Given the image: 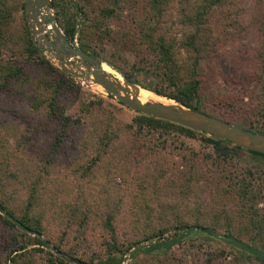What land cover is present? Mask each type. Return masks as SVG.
<instances>
[{
	"label": "trees",
	"instance_id": "trees-1",
	"mask_svg": "<svg viewBox=\"0 0 264 264\" xmlns=\"http://www.w3.org/2000/svg\"><path fill=\"white\" fill-rule=\"evenodd\" d=\"M139 1L107 0L97 10L90 9L92 0H50V5L56 21L70 43H73L76 38L79 48L121 67L126 78L140 87L171 98L188 108L215 116L202 110L198 105L201 93L198 64L203 53L209 51L212 34L209 23L211 24L212 14L216 9L230 5L234 1L141 0L140 3ZM15 3H18V8L23 9V0H0V94H12L22 106H18L17 110L21 108L31 113L35 119L41 121L40 125L47 121H56L58 127L54 130L56 135L50 150V152L54 150L53 156L67 134L65 129L71 126L82 129L76 138V146L87 160L76 170L85 173L84 176L89 175L99 163L105 160L109 162L110 159L120 158V156L124 162L130 157L138 158L137 163L142 165L163 154L168 157L187 152L180 144L174 143L177 140L175 134L179 133L188 137L200 134L204 142L212 149V152L206 154L204 158L209 162H216L215 165L219 166L217 168L222 170L227 183L223 186H226V190L236 197L239 203L237 211L240 212V216L248 219L245 233L254 230L255 234L263 235L260 238L251 235L249 240H245L239 234L242 229L234 231L229 220L223 227L218 222V218L210 223H204L197 218L194 222L156 227L137 232L132 238L119 240L113 224V212L97 215L83 198H75V201L64 200L57 204L56 201L53 202V197L48 196L50 204L56 206L55 211L50 210L53 212L51 219L57 222L56 225L61 232L59 237L55 238V234L53 235L49 230L47 208L44 207L46 203L42 198L45 194L44 189L47 188L44 182L48 176L47 164L51 162V159H45L41 170L33 178L25 179L26 202L19 207L11 202L10 195L7 194L6 186L11 183L4 184V180H18V173L7 168L14 152L10 153L6 149L8 141L0 137V220L10 228L16 227L21 237L17 239L19 235H13L12 244L14 245L0 249L5 253L4 258L2 260L0 258V264H9L8 262L18 264L20 257L25 253L17 252L35 244L45 248L33 247L32 249L43 252L50 264H73L71 259L80 264H122L126 253L130 250L131 256L164 255L183 237L193 234L217 238L230 249H236L241 256H246L251 262L264 264V218L256 208V204H253L254 200H259L261 194L256 183L264 180V177L251 168L241 169L238 166L240 154L247 153L261 159H264V154L245 150L232 145L227 140H220L204 132L158 119L139 110H135L137 114L130 122H123L111 109L104 106V99L101 96L91 93V98L87 97L80 103L79 114L76 117L66 114L60 109V100L78 99L84 94V90L80 83L63 74L44 57L42 50L32 40L27 24L24 23L19 32H11L10 24L14 20L16 10L12 5ZM125 3L132 8L135 15L133 18L130 17V23L127 24L129 27L119 26L115 34L119 35L118 40L123 44L131 46L138 58V63L143 65L145 71L152 73L156 80L154 84L144 83L106 55L108 43L113 38L112 22H115L118 10H122ZM172 7H176L175 27L180 26L183 32L181 38L169 35L167 32L166 24L167 19L171 18ZM230 11L225 12V18L229 20L227 21L229 23L236 18L234 16L238 15L236 10ZM236 23H240L239 17ZM261 35L262 41L257 52L261 89L253 95V105L247 109L248 113L245 114L243 122L237 125L264 134V28L261 29ZM183 56L188 60L185 64ZM165 83L172 90L164 91L162 84ZM107 96L113 98L110 93H107ZM222 99L223 103L229 104L235 100V97L225 95ZM215 117L235 123L224 113ZM41 130L42 127H36L34 124V132ZM190 152V160L194 164L197 161V155L192 150ZM164 160L165 158L159 166L153 167L152 172L146 169L145 174L155 179H162L173 173V168L168 163H163ZM19 181L22 182L21 179ZM84 181L87 180L84 179ZM188 182L190 183V179ZM187 187L189 185L184 189ZM79 188L80 191H84L81 184ZM144 216L148 218L151 213L144 210ZM97 218L108 232V239L102 244L104 247L101 249L102 253L87 260L78 255L74 246L66 238L75 231L83 239L88 226L94 225ZM144 241L149 243L145 245L142 243ZM0 245L5 246L2 243ZM219 256L218 253H207L203 264H214Z\"/></svg>",
	"mask_w": 264,
	"mask_h": 264
},
{
	"label": "rangeland",
	"instance_id": "rangeland-1",
	"mask_svg": "<svg viewBox=\"0 0 264 264\" xmlns=\"http://www.w3.org/2000/svg\"><path fill=\"white\" fill-rule=\"evenodd\" d=\"M232 1L234 3L216 9L212 14L211 24L209 23L211 27L208 25L212 29V34L209 51L203 53L198 64V78L201 85L198 105L202 110L215 116L224 113L240 125L245 114L248 113L247 109L253 105V95L260 91L262 85L258 76L257 52L262 41L261 29L264 28V0ZM105 2L107 0H92L90 9L97 10ZM12 6L16 10L14 20L10 24L11 32H19L23 24L27 22L23 9L18 8V3ZM226 10H236L238 13L231 23L225 18ZM50 12L54 15L53 8ZM170 14L171 18L167 19L166 24L167 32L169 35L181 38L183 32L180 26L175 27L176 7L171 8ZM134 15L127 3L123 4L122 10H118V17L114 20L115 22H112L113 38L108 43L106 55L144 83L154 84L156 80L152 73L145 71L143 65L138 63V58L131 46L123 44L118 40L119 35L115 34L119 26L129 27L127 25L130 23L129 19ZM238 17L239 24L236 23ZM74 40L72 44L76 43L78 47L77 39L74 38ZM42 54L61 70L55 55L45 50H42ZM184 58L185 64L188 60ZM73 79L80 83L84 94L78 99L60 100V109L66 114L76 117L79 114L80 103L87 97L91 98V93L101 96L104 99V106L111 109L123 122L128 123L136 116L135 110L120 104L114 96L109 98L101 86L89 80ZM162 86L166 92L172 90L166 83ZM142 89L150 93L148 92L150 90ZM225 95H234L235 100L229 104L223 103L222 97ZM18 106L20 104L12 94H0V137L7 139L6 149L10 153L14 152L13 160H9L7 168L18 173V180H4V184L11 183L6 186L7 194L10 195L13 204L22 206L27 196L25 179L33 178L41 170L45 159H51V162L47 164L48 176L44 180L47 188L44 189L45 194L42 198L46 203L44 207L47 208L49 230L50 233L55 234V238H58L61 232L56 225L57 222L51 219L53 212L50 210L55 211L56 206L50 204L48 196L53 197V202L56 201L57 204L64 200L75 201L79 197L83 198L97 215L113 212V224L119 240L132 238L137 232L156 227L194 222L197 218L204 223H210L218 218V222L223 227L229 220L234 231L242 229L239 234L245 240H249L251 235H256V238L263 235L255 234L254 230H248L250 232L245 233L248 219L240 216V212L237 211L239 203L236 197L226 190V186H223L227 183L222 170L217 168L219 166L215 165L216 162H209L204 158L206 154L212 152V149L204 142L200 134L195 137L175 134L177 140L174 143L180 144L187 150V152H180L179 156L174 154L167 157L163 154L142 165L137 163L138 158L130 157L124 162L120 156V158L110 159L109 162L105 160L99 163L89 175L84 176L85 173L76 170L87 160L76 146V138L82 129L74 126L65 129L67 134L53 156L54 150L52 152L50 150L55 140L54 130L58 127L56 121H47L40 125V120L22 110L20 108L22 106L17 110ZM34 124L36 127H42V130L34 132ZM191 150L197 155V161L194 164L190 160ZM163 158H165L163 163H168L173 168V173L162 179H155L145 174L146 169L152 172L153 167L159 166ZM238 166L241 169L251 168L264 177V159L254 158L247 153L240 154ZM79 184L84 191H80ZM256 184L261 194L259 200H254L253 204H256V208L264 218V180ZM187 185L189 187L184 189ZM144 210L150 212L151 216L145 217ZM98 220L99 218L94 225L88 226L83 239L75 231L66 238L74 246L78 255L87 260L102 253L101 249L104 248L102 244L108 239V232ZM16 234L19 235L17 239H20V231L16 227L10 228L0 220V243L5 245H0V249L12 247L14 245L12 237ZM142 243L146 245L149 241ZM33 247L45 249L38 244L27 246L26 249L17 252L25 253L20 257L18 264H50L46 255L32 249ZM130 251L126 253L122 264H203L207 253L211 252L220 255L214 264H255L246 256H241L236 249L227 247L223 241L196 234L183 237L164 255L131 256ZM4 255L5 253L0 250L1 260Z\"/></svg>",
	"mask_w": 264,
	"mask_h": 264
},
{
	"label": "water",
	"instance_id": "water-1",
	"mask_svg": "<svg viewBox=\"0 0 264 264\" xmlns=\"http://www.w3.org/2000/svg\"><path fill=\"white\" fill-rule=\"evenodd\" d=\"M23 2V13L32 40L41 50L56 56L61 70L67 76L89 80L101 86L107 93L112 94L117 101L133 110H139L158 119L204 132L220 140H227L232 145L245 150L264 154L263 133L254 132L197 109L188 108L171 98L168 99L172 100L173 103L157 100L141 102L138 99L141 87L129 81L120 67L100 56L83 51L65 38L56 18L50 12V0H23ZM102 63H106L112 70L121 75L122 82L103 71ZM61 255L63 256V254ZM71 261L80 264L73 259Z\"/></svg>",
	"mask_w": 264,
	"mask_h": 264
},
{
	"label": "bare ground",
	"instance_id": "bare-ground-1",
	"mask_svg": "<svg viewBox=\"0 0 264 264\" xmlns=\"http://www.w3.org/2000/svg\"><path fill=\"white\" fill-rule=\"evenodd\" d=\"M101 67L104 71H107L111 74H113L115 76L116 79L119 80V82H122V77L121 75H119L118 73H116L114 70H112L106 63H102L101 64ZM150 93H147L145 92L142 88L139 89V93H138V99L141 101V102H145L147 100H157V101H162V102H165V103H173L172 100L166 98V97H161V96H158L156 94H154L153 92L151 91H148Z\"/></svg>",
	"mask_w": 264,
	"mask_h": 264
},
{
	"label": "built area",
	"instance_id": "built-area-1",
	"mask_svg": "<svg viewBox=\"0 0 264 264\" xmlns=\"http://www.w3.org/2000/svg\"><path fill=\"white\" fill-rule=\"evenodd\" d=\"M74 41H75V40H74ZM74 45H75V46H77V44H76V43H75Z\"/></svg>",
	"mask_w": 264,
	"mask_h": 264
}]
</instances>
